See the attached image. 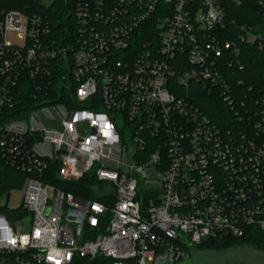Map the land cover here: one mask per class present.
Here are the masks:
<instances>
[{"label":"built area","instance_id":"built-area-1","mask_svg":"<svg viewBox=\"0 0 264 264\" xmlns=\"http://www.w3.org/2000/svg\"><path fill=\"white\" fill-rule=\"evenodd\" d=\"M224 1L119 0L104 13L105 0H77L63 35L36 14L0 10V114L17 95L31 103L0 122V163L27 174L29 223L22 234L0 214V264H178L207 239L264 233V107L233 101V57L223 58L239 54L238 40L264 48V0L261 32L240 25L227 40ZM153 16L154 42L112 57ZM193 82L222 100L231 127L200 108ZM49 170L61 182L92 172L110 204L42 181Z\"/></svg>","mask_w":264,"mask_h":264},{"label":"trees","instance_id":"trees-1","mask_svg":"<svg viewBox=\"0 0 264 264\" xmlns=\"http://www.w3.org/2000/svg\"><path fill=\"white\" fill-rule=\"evenodd\" d=\"M77 0H52L48 5L42 0H0V10H18L25 15L36 14L48 20L51 25V31L57 35L65 34L66 29L71 33L74 32L73 23L75 22L73 11ZM119 0H105L103 5V12L109 13L113 6L117 5ZM126 7L127 17L136 11L135 3H124ZM225 19L222 32L219 33L224 40L235 39L240 25H244L254 32H261V11L257 0H225L223 5ZM123 13V12H122ZM118 15V14H117ZM108 23H104V29L107 30ZM159 26L156 24V17L147 18L139 23L129 33L128 50L114 48V56H128L132 51H137L150 42H154L156 30ZM70 38V37H69ZM261 43L257 39L253 43L238 40V55L225 54L223 58L233 57L229 66L225 64L226 80L233 90V101L236 103L243 102L248 107L257 104L254 107H264V48H261ZM178 57L173 59L176 74L183 70L184 62ZM24 91V90H23ZM191 93L194 94L195 100L201 109H204L208 116L215 122L222 126L233 125L234 119L231 112L225 108L222 100L211 95V92L204 89L202 85L193 82L190 85ZM50 97H55L52 92ZM26 96L21 95L15 97L17 105L14 108H4L0 114V122H8L11 119L18 118L25 115L31 107V103L26 102ZM264 109V108H262ZM262 109H258L261 113ZM27 174L21 170L11 167L5 161L0 163V191H7L9 189H21L23 181ZM54 183L62 191L71 192L74 196L82 199H97L105 204H110V199H105L98 196L94 192V186L97 183L96 178L92 174L85 175L77 182H61L54 177L52 170H49L48 176L42 177V181H49ZM0 214H2L12 225L15 221L27 217V212L22 206L18 207H0ZM252 245L254 248L264 251V233L258 232L254 228L246 231L241 237H223L221 239H207L203 241L196 249H222L225 247H234L236 245ZM72 264H112L111 258L97 256L93 260L81 258L74 261Z\"/></svg>","mask_w":264,"mask_h":264},{"label":"rangeland","instance_id":"rangeland-1","mask_svg":"<svg viewBox=\"0 0 264 264\" xmlns=\"http://www.w3.org/2000/svg\"><path fill=\"white\" fill-rule=\"evenodd\" d=\"M9 39L15 40L12 36ZM22 192V188L0 191V207H18L21 203ZM14 225L20 233L27 232L29 228L28 217L23 219L21 226L19 220L15 221ZM178 264H264V251L254 248L251 244L222 249L194 248L190 253H186Z\"/></svg>","mask_w":264,"mask_h":264}]
</instances>
